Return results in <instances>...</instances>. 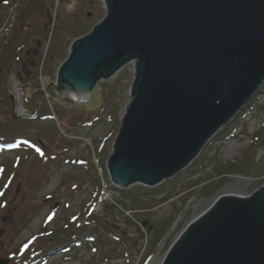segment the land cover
I'll use <instances>...</instances> for the list:
<instances>
[{
  "label": "rangeland",
  "instance_id": "374dc122",
  "mask_svg": "<svg viewBox=\"0 0 264 264\" xmlns=\"http://www.w3.org/2000/svg\"><path fill=\"white\" fill-rule=\"evenodd\" d=\"M105 14L101 0H7L0 6V139L12 141L0 143V217L11 204L9 219L0 218V260L8 264L41 252L30 264H162L185 228L228 187L241 186L248 198L264 186V82L187 168L153 187L114 192L106 170L131 102L132 61L99 81L82 103L65 94L52 101L59 93L50 87L23 102L33 118H14L11 75L25 66L33 79L21 85L47 84L51 65L63 63L71 42Z\"/></svg>",
  "mask_w": 264,
  "mask_h": 264
},
{
  "label": "water",
  "instance_id": "95a60500",
  "mask_svg": "<svg viewBox=\"0 0 264 264\" xmlns=\"http://www.w3.org/2000/svg\"><path fill=\"white\" fill-rule=\"evenodd\" d=\"M101 1L105 18L71 42L49 87L87 100L136 61L107 170L120 189L153 187L185 169L264 82V0ZM162 264H264V186L221 197Z\"/></svg>",
  "mask_w": 264,
  "mask_h": 264
},
{
  "label": "trees",
  "instance_id": "16d2710c",
  "mask_svg": "<svg viewBox=\"0 0 264 264\" xmlns=\"http://www.w3.org/2000/svg\"><path fill=\"white\" fill-rule=\"evenodd\" d=\"M51 56H54V54L53 53H49ZM36 56V55H35ZM53 59V58H52ZM136 62V61H135ZM55 63H53L51 66H55V69L52 71V73H54L55 72V70L57 69V65H54ZM51 73V74H52ZM18 74V76H19V78H20V81H21V83H23V84H28V83H30V81H31V79H33V77H32V71H27L26 70V67L24 66L23 68H22V72H18L17 73ZM51 74H48L47 76H46V80H47V84H44L43 83V85H44V88H47V86L51 83ZM60 82V78H59V73H58V78H57V84ZM24 97H25V102L26 103H30V102H34L33 100H35L36 99V96H40V95H42V91H41V89H40V87H37L36 89H34V88H32V87H28V86H26V85H24ZM48 92H50V89H48L47 90V93H46V95L48 94ZM53 99H52V101H57V100H61V98L62 97H59L58 96V94H56L55 92L53 93ZM8 100H9V97H8ZM58 102V101H57ZM3 139H0V143H6V144H12L11 142H8V141H3ZM14 144L16 145V146H22L23 144L21 143V141H18V142H14ZM111 190L112 191H114V192H117V190H116V188H114V187H112L111 188ZM102 198V196H100L99 197V200ZM99 200H96L95 202H93V207L91 208V210H90V212L97 206V204H98V202H99ZM109 206L112 208V209H114L115 207H116V204L115 203H113V202H109ZM92 214V212L89 214V215H91ZM93 224V223H92ZM76 238V236L74 237V239ZM73 239V240H74ZM51 251V250H50ZM49 252V251H48ZM43 254H45V252H41V253H39V254H33L32 256H30L29 258H27V259H25L24 261H23V264H30V263H34L37 259H39L40 257H42L43 256Z\"/></svg>",
  "mask_w": 264,
  "mask_h": 264
},
{
  "label": "bare ground",
  "instance_id": "6f19581e",
  "mask_svg": "<svg viewBox=\"0 0 264 264\" xmlns=\"http://www.w3.org/2000/svg\"><path fill=\"white\" fill-rule=\"evenodd\" d=\"M106 16V15H105ZM105 18V17H104ZM103 18V19H104ZM91 33V32H90ZM133 62V61H132ZM135 62H134V67H135ZM125 67V66H124ZM124 67H122L119 71H117L115 74H117L118 72H120ZM114 74V75H115ZM113 75V76H114ZM70 99L72 100V101H74L75 103H82V101H79V100H76V99H74L73 97H70ZM129 107V106H128ZM117 140V139H116ZM116 140H114V144H115V141ZM113 148H114V146H113ZM229 148L230 149H233L234 148V145H229ZM187 168V167H186ZM184 170V169H183ZM237 179L239 180V182L241 183V184H248V183H251V182H253V180L252 179H249V178H244V177H237ZM111 180V179H110ZM111 183L113 184V182L111 181ZM135 184H141V183H135ZM114 185V184H113ZM134 185V184H133ZM132 186V185H131ZM130 187V186H129ZM240 187L241 186H239V185H234V186H231V187H228L227 189H226V191L224 192V196H235V197H239V198H243L244 197V194H242L241 192H240ZM115 188V187H114ZM117 188L118 187H116V190H117ZM118 189H120V188H118ZM5 212H4V214L2 215V217H0L1 218V220L3 221V222H5L7 219H9V217L11 216V204H9V205H7L6 207H5ZM165 258V257H164ZM164 258L162 259V263H163V260H164Z\"/></svg>",
  "mask_w": 264,
  "mask_h": 264
},
{
  "label": "built area",
  "instance_id": "2783aa9c",
  "mask_svg": "<svg viewBox=\"0 0 264 264\" xmlns=\"http://www.w3.org/2000/svg\"><path fill=\"white\" fill-rule=\"evenodd\" d=\"M134 63V61H133ZM11 83H12V95L14 97L15 100V107H14V112L18 115H26V113L24 112V110L21 108V91H20V84L18 83V81L14 78L11 77L10 78Z\"/></svg>",
  "mask_w": 264,
  "mask_h": 264
}]
</instances>
